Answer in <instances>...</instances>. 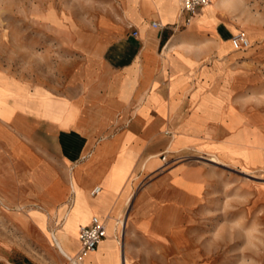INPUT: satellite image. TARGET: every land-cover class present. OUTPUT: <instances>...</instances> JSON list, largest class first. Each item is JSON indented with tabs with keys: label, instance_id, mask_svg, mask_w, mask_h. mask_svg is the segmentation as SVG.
I'll return each mask as SVG.
<instances>
[{
	"label": "rangeland",
	"instance_id": "374dc122",
	"mask_svg": "<svg viewBox=\"0 0 264 264\" xmlns=\"http://www.w3.org/2000/svg\"><path fill=\"white\" fill-rule=\"evenodd\" d=\"M142 2L157 8L165 20L168 0ZM116 4V0H0V116L8 118L21 105L23 88L61 87L78 57L76 38L96 35L99 17ZM178 8L180 0H175L170 9ZM214 22V32L191 31ZM162 31L174 34L175 43L167 54H179L181 40L182 49L190 54L206 53L201 64L207 73L199 81L204 92L190 93V103L196 100L194 110L181 127H197L194 118L201 109L209 119L225 124L228 134L221 130L215 140L199 138L159 155L160 171L183 164L195 172L179 180L188 190L189 202L183 210L166 202L153 207L156 235L132 241L135 255L128 256L129 264H264V0H211L199 17L189 23L184 18ZM238 33L248 38L249 46L232 47L231 38ZM224 39L229 40L223 43ZM202 75L203 66L190 81L196 84ZM184 80L171 78V92ZM179 110L188 113L189 107L185 103ZM187 139L176 132L172 136L174 145ZM46 152L56 164L50 140ZM153 158L157 155L146 157L142 168ZM28 179L22 159L0 142V257L17 248L41 262L59 264L63 260L59 262L57 250L61 251L51 233L66 227L65 256H69V233L77 236L78 226L84 224L80 210L86 200L72 182V203L59 208L61 225L44 213V220L35 222L29 214L42 208L28 202ZM131 212L129 202L126 211L104 220L117 264Z\"/></svg>",
	"mask_w": 264,
	"mask_h": 264
},
{
	"label": "crops",
	"instance_id": "0c3cea01",
	"mask_svg": "<svg viewBox=\"0 0 264 264\" xmlns=\"http://www.w3.org/2000/svg\"><path fill=\"white\" fill-rule=\"evenodd\" d=\"M116 3L99 17L96 35L76 38L80 46L78 57L61 87L39 86L28 91L23 88L21 105L14 107L8 118L0 116V142L22 159L29 178L25 183L31 190L28 202L42 208L29 214L35 222L43 221L44 214L60 222V206H70L75 195L70 191L72 182L86 200L80 210L85 224L92 216L106 221L109 216L120 215L130 202L132 212L124 241L127 256L131 257L135 255V238L156 235L152 226L156 204L166 202L183 210L189 202L188 190L179 180L195 172L183 164L160 171L159 155L189 146L199 138L215 140L221 130L227 134L228 131L225 124L209 119L201 109L196 110L194 118L197 127H181L183 119L194 110L196 100L190 103V93L200 96L204 92L199 81L207 70L201 64L206 53L190 54L182 49L183 40L177 45L179 54L165 52L174 34L164 35L162 28L185 18L180 8L170 9L175 0H168L170 8L166 7L165 20L157 8L145 6L142 0ZM203 8H198L191 18L199 17ZM151 21H158L163 27L154 28ZM214 30L215 22L191 31ZM133 31L137 34L133 35ZM202 66L205 75L195 84L190 78ZM194 68L196 71L189 74ZM177 76L185 80L171 92L170 79ZM185 103L189 112L181 113L179 109ZM174 132L189 139L174 145ZM46 140L52 142L56 152L58 161L54 165L46 154ZM151 155L157 158L142 168V161ZM95 186L100 191L92 195L90 191ZM69 236L68 254L73 256L79 242L76 234ZM110 236L105 233L80 264H117L116 247ZM57 252L62 258L59 262L63 260L59 264L64 263L65 255ZM0 264L51 263L15 248L0 257Z\"/></svg>",
	"mask_w": 264,
	"mask_h": 264
},
{
	"label": "built area",
	"instance_id": "2783aa9c",
	"mask_svg": "<svg viewBox=\"0 0 264 264\" xmlns=\"http://www.w3.org/2000/svg\"><path fill=\"white\" fill-rule=\"evenodd\" d=\"M210 0H181L180 11L185 14V19L189 22L190 18L195 14L198 8L206 6ZM187 16V17H186ZM151 26L161 28L163 25L158 21H151ZM137 32L133 31V35ZM232 45L235 49L246 48L249 46L248 38L238 33L231 38ZM100 191L99 186L92 188L90 193L97 194ZM105 236L104 220L98 216H92L88 224H81L77 230V239L79 248L73 256H65L66 261L62 264H79L85 254L93 251L101 239ZM120 264H127L124 253L120 255Z\"/></svg>",
	"mask_w": 264,
	"mask_h": 264
},
{
	"label": "bare ground",
	"instance_id": "6f19581e",
	"mask_svg": "<svg viewBox=\"0 0 264 264\" xmlns=\"http://www.w3.org/2000/svg\"><path fill=\"white\" fill-rule=\"evenodd\" d=\"M219 1V0H218ZM222 1V0H221ZM180 2H181V0H180ZM211 3V0H210V2L206 5V6H204V7H207L209 4ZM220 3V2H219ZM215 12V11H214ZM217 12V11H216ZM215 15V14H214ZM193 18H190V20H189V22L192 20ZM188 22V23H189ZM193 22V21H192ZM173 42H174V36H172L170 39H169V43H168V47L167 48H165L166 49V51L167 50H169V48L173 45ZM231 45H232V42H231ZM232 47H233V45H232ZM234 48V47H233ZM152 156V155H151ZM71 189H72V187L70 188V191H71ZM117 220V219H116ZM61 222V221H60ZM118 222V221H117ZM64 223V222H63ZM114 223V222H113ZM85 224V223H84ZM81 225V224H80ZM79 227V226H78ZM115 228V227H114ZM77 230H78V228H77ZM105 233H107V234H110L109 232H108V229L106 228V226H105ZM52 234V236L54 237V239H55V242H56V244H57V247L59 248V250L61 251V253L62 254H64V255H66V253H67V248H66V246H65V244H66V241H67V230H66V227L63 229V230H61V231H59L58 233H51ZM123 232H122V229L120 230V232H119V239L121 240V237L123 238ZM118 235V234H117ZM118 237V236H117ZM110 238L112 239V243H113V237L112 236H110ZM118 239V238H117ZM118 239V240H119ZM54 242V243H55ZM108 242V241H107ZM118 244V243H117ZM121 244V243H120ZM119 262H120V255H121V253L123 252L124 253V256H125V260H126V263L127 264H129V261H128V256H127V253H126V246H125V243L122 241V245H120V247H119ZM80 264V263H79Z\"/></svg>",
	"mask_w": 264,
	"mask_h": 264
}]
</instances>
